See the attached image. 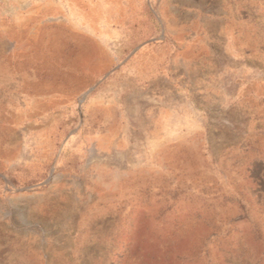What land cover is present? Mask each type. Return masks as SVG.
I'll list each match as a JSON object with an SVG mask.
<instances>
[{"label":"rangeland","instance_id":"374dc122","mask_svg":"<svg viewBox=\"0 0 264 264\" xmlns=\"http://www.w3.org/2000/svg\"><path fill=\"white\" fill-rule=\"evenodd\" d=\"M0 264H264V0H0Z\"/></svg>","mask_w":264,"mask_h":264}]
</instances>
